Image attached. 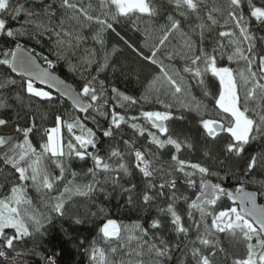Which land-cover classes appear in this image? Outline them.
Masks as SVG:
<instances>
[{"label":"snow or ice","instance_id":"snow-or-ice-1","mask_svg":"<svg viewBox=\"0 0 264 264\" xmlns=\"http://www.w3.org/2000/svg\"><path fill=\"white\" fill-rule=\"evenodd\" d=\"M133 16L164 19L161 36L149 47L150 54L137 50L145 61L159 68V74L139 99L115 86L109 88L100 79L110 66L108 61L115 48L112 53L102 54L86 49L78 66H70L71 71L79 70L84 80L77 92L64 86L48 69H41L33 57L35 50L21 43L26 38L41 44L46 37L49 52L58 60H68L75 55L74 49L86 41L84 27L97 26L92 38L103 47V33L113 29L110 20ZM252 21L258 24L259 31H264V5L257 6L253 0H212L210 8L207 0H95V4L89 0L86 5L83 0H16L15 5L13 0H0V40L14 44L0 47V66L20 75L19 87L30 98L53 101L52 91L37 87L34 80L49 89L56 88L61 96L71 99L75 109L89 114L103 137L116 142L109 145L106 156L101 155L97 131L79 116L69 120L59 113L54 114V126L43 129V142L33 144L31 135L40 132L36 117L15 112L14 104L23 102L21 93L5 95L3 90L16 86L17 81L10 75L0 77V129L12 128L14 133L0 131V174L10 168L15 176V182L0 195V264H26L21 258L26 254L38 257L41 264H58L55 252L19 250L17 245L34 235H46L53 214L65 217L73 197H90L97 190L106 196L126 198V203L137 209L155 206L156 215L146 223L138 219L124 225L106 219L99 228V239L89 242L85 249L89 264H171L177 252L181 253L179 264H229V260L231 264H264V204L257 203L256 194L246 191L243 182L257 170L264 175V35L256 34ZM170 35H179L180 47L168 48ZM161 55L170 62L179 58L184 62L183 69L170 73L159 59ZM225 57L229 63H242L243 67L234 70L222 65ZM44 60L49 68L54 67L51 59ZM94 65L96 74L92 75ZM181 71L187 74L188 81ZM209 73L219 80L214 102L227 118V127L219 119L205 118L207 105L193 95L195 87H200L205 97L211 95L205 84ZM156 84L159 86L154 87ZM138 104H157L164 110L141 108L138 116L127 115V109ZM9 109L15 115L5 118L3 110ZM117 109L124 110V114ZM173 109L195 113L205 139L218 140V129L230 134L219 149L224 155V160L219 161L220 169L213 171L206 164L180 159L175 154L194 145L171 134L166 122L185 119L183 114L175 117ZM26 116L28 122L22 126L20 121ZM101 118L107 122L105 127H100ZM141 118L150 127L138 123ZM125 125L138 137H144L146 143L137 147L134 141L124 140L121 129ZM62 128L69 134L66 142ZM253 144L258 148L249 153ZM169 146L175 153L170 154L171 162L165 163L162 157ZM130 157H134L131 163ZM72 158L93 162L87 169L92 178L87 183H75V171L71 172L73 179H67V161ZM45 159L59 174L49 169ZM229 160L235 162V171L226 170ZM137 176L139 183L133 182ZM229 176L237 181L234 190L223 186ZM209 177L220 182L213 183ZM25 182H30L46 211L35 207ZM7 183L6 179L0 189H5ZM259 183L264 186V180ZM59 184H63L62 189ZM178 184L199 190L194 198L178 196ZM109 187L111 191H106ZM222 197L238 200L239 204L220 208L218 201ZM178 201L186 204L183 211ZM73 222L80 224L82 220L73 217ZM220 234L243 244V254L230 257ZM220 254L223 257L218 260Z\"/></svg>","mask_w":264,"mask_h":264},{"label":"trees","instance_id":"trees-1","mask_svg":"<svg viewBox=\"0 0 264 264\" xmlns=\"http://www.w3.org/2000/svg\"><path fill=\"white\" fill-rule=\"evenodd\" d=\"M15 2L16 0H13V5H15ZM83 2L86 5L89 3V0H83ZM91 2L95 4V0H91ZM157 2L159 3L160 0H157ZM253 2L257 4V6L264 5V0H253ZM207 3L210 8L212 6V0H207ZM244 11L247 16V7H245ZM201 14L203 15V10ZM69 15H71V13H69ZM22 18L23 17H21V19ZM110 22L113 24V29L107 30L103 33V47L92 38L97 31V26L95 24L86 26L82 30V34L86 37V41L82 42L79 48L74 49L75 55L69 57L68 60H58L55 55L49 52V42L46 37L41 44H37L36 41L28 40L26 38L22 39L21 43H23L26 48L34 49L35 51L33 54L42 64L45 63L44 57L51 59L54 63V67L47 68L58 73L68 82L74 84L77 91L80 90L84 80L82 79L80 71H71L70 66H78L80 57L86 55V49H96L102 54L103 51L112 53L113 48H115V53L110 56L108 61L110 66L100 74V79H104L109 88L111 86H115L126 95L139 99V97L142 94H145L146 90L150 87L153 77L159 74V68L158 66L145 61L137 54V50L143 51L144 55L150 54L149 47L155 42H158V39L161 36L160 26L164 24V19L162 17L149 18L147 16H141L137 18L133 16L131 18H119L116 21L110 20ZM252 28L256 31L258 36L264 35V31L258 30L259 26L255 21H252ZM218 30L224 29L218 28ZM180 44L181 40L179 35H170L168 42L169 49L173 46L178 48L180 47ZM0 47H14V44L10 41L6 42L0 40ZM159 59L163 60L165 67L170 73H172L174 69L182 70L184 67V62L179 58L170 62L164 59L161 55ZM100 62L103 63V60H100ZM220 63L222 65L232 67L234 70L237 69V67H243L242 63L239 65L235 62L229 63L226 57ZM94 69L95 65L91 70L92 75L96 74ZM180 74L181 76H184L185 81L189 80L187 74H184L182 71ZM8 75L16 79L17 84L16 86L10 85L7 89L3 90V94L9 95L14 94L15 92H20L23 97V102L21 104H14L15 112H20L21 116H25V113H27L28 116L35 115L37 126L40 128L39 133L31 135L33 144L38 145L43 142L41 139L43 136V129L54 126V114L59 113H63L69 120L79 116L84 120L88 127H92L94 131H97L101 155L106 156L109 145L116 143L100 134L99 130L96 128L95 122L89 118L88 113L82 114L77 112L73 109L70 103H68L65 99H61L58 95L53 93V101L51 103L42 102L40 98H30V95L25 93L19 87L21 82L20 75L16 76L12 74L7 66H0V77ZM85 75H87V73H85ZM205 84L207 90L211 93V95L207 97L203 95V90L200 87H195L193 89V95L196 96V98L203 104L207 105L208 115H206L205 118L219 119L222 123H224V125H227V118L220 114V110L215 106L214 102V98L218 96V78L212 77L209 73L205 79ZM158 86V84L154 85V87ZM241 94H243L242 87ZM141 108H143V110H164L162 106L157 104H138L127 109V115L138 116ZM117 110L124 114V110ZM3 111L5 112V118L15 115V112L12 109ZM173 113L175 117L183 114L185 115V119H173L170 122H166L171 134L174 137H178L181 141L185 139L189 140L194 147L192 149L182 148L180 153H175V149L169 146L164 152L162 160L165 163H170V154L175 153L180 159L206 164L211 167L213 171L220 169L222 165L219 161L224 160V155L219 151V149L227 141L230 134L225 131H221L218 132V140L213 141L212 138L205 139L201 126L198 124L199 118L195 113H183L182 110L177 109H173ZM92 114L94 115V113ZM27 122V116L25 117V120L20 121L22 126ZM138 123L150 127L147 121L143 118H141ZM99 124L100 127H105L107 122L101 118L99 120ZM151 130L156 131L155 129ZM0 131L7 134H14L12 128H3L0 129ZM61 134L66 142L69 138L67 129L62 128ZM77 134H79L78 129ZM121 135L124 140L134 141L137 147L146 143V139L144 137H138V134L126 125L122 126ZM119 139L120 136L117 137V141H119ZM119 146L123 149V144H120ZM257 148L258 146L253 144L252 147L248 149V152L251 153L254 150H257ZM89 151H91V149H89ZM153 151H155V148H153ZM206 151L209 152L208 156L205 155ZM132 161H134V157L129 158V162L131 163ZM45 163L49 166L50 170H54L56 174H59V170L52 169V166L47 159H45ZM226 165L227 171L232 172L236 170L234 161H226ZM92 166L93 162L91 159L80 161L78 158H72L68 160V172L66 173L67 179H73L71 172L75 171L77 176L74 182L77 184L87 183L92 179L91 176L87 174V169ZM12 171L13 170L8 168L4 170L3 174H0V184H5L6 179L8 181L5 189H0V195L5 194L6 189L15 182V176L12 175ZM221 175H223V172ZM97 178L103 180V176H98ZM209 179H211L213 183L220 182L215 177H209ZM260 180H264V175L257 170L250 176L245 177L243 182L245 184V188H250L257 192L258 201L263 204L264 186L259 183ZM133 182L139 183V176H137ZM25 183L29 185L27 195L32 198L35 207L41 212L46 211V209L42 206L38 194L30 186V182ZM223 186L229 190H234L237 186V181L235 178L229 176L224 179ZM58 188L62 189L63 184H59ZM178 189V196L183 194L191 198H194V194L199 190L198 187L190 189L186 186H182V184H178ZM106 191H111V188H107ZM178 204L180 205L181 211L186 208V204L183 201H178ZM218 204L220 205V208L234 206L227 197H222L221 200L218 201ZM220 208H218L217 211L220 210ZM67 209L68 212L63 218L53 214L52 225L48 228L46 235H34L32 239H26L23 243L18 244L17 248L19 250L35 248L36 250L45 252L46 254H52L55 252L58 264H89L88 254L85 252V249L88 247L89 242L94 239H99V228L102 226V222L106 219H115L118 223L124 225L131 224L132 221L138 219L146 223L147 220H150L156 215L155 206H153L150 210L137 209L132 205L127 204L126 198H121L118 195L106 196L105 193L100 192L99 190L92 193L90 197H73L67 204ZM99 209H103V212H99ZM91 213H97V215L93 216ZM73 217H78L82 220V223H74ZM172 239L174 240L175 238L173 237ZM220 240L228 251L230 257L234 253L237 255L243 254V244L238 245L234 241H230L226 234H220ZM80 241L84 242L83 245L80 244ZM181 247H183V243H181ZM222 257L223 254H220L218 260L222 259ZM21 258L26 262V264H41L39 258L34 255L26 254ZM180 258L181 253L177 252L171 264H179ZM229 264H231L230 260Z\"/></svg>","mask_w":264,"mask_h":264},{"label":"water","instance_id":"water-1","mask_svg":"<svg viewBox=\"0 0 264 264\" xmlns=\"http://www.w3.org/2000/svg\"><path fill=\"white\" fill-rule=\"evenodd\" d=\"M33 57H34V59L36 60V64L37 65H39V67L41 68V69H48L47 67H45L41 62H39L38 61V58L33 54ZM50 72H52V74L55 76V77H57L60 81H63L64 82V86H66L67 88H70V89H72V90H74V91H77V89H76V87H75V85L74 84H72L71 82H68L67 80H65L63 77H61L58 73H56V72H53L52 70H50V69H48ZM12 74H14V75H16V76H19V74L18 73H12ZM34 82H35V84L37 85V86H39V87H43V88H45V89H47V90H51L52 91V93H54V94H56V95H58L61 99H65L68 103H70L71 105H72V101H71V99L68 97V96H61L60 95V93L57 91V89L56 88H51V89H49V86L48 85H46V84H41L40 82H39V80H34ZM78 92V91H77ZM72 107H73V105H72ZM73 109H75L74 107H73ZM77 112H79V110L78 109H75ZM79 113H81V112H79ZM82 114H84V113H82ZM148 123V122H147ZM149 125V124H148ZM222 130H219L218 129V132H221ZM245 190L246 191H250V192H253V193H255L256 194V200H257V203L258 204H262L260 201H258V194H257V192L255 191V190H252V189H250V188H245ZM233 205H238L239 204V201L238 200H236V201H233V200H230V199H228Z\"/></svg>","mask_w":264,"mask_h":264},{"label":"rangeland","instance_id":"rangeland-1","mask_svg":"<svg viewBox=\"0 0 264 264\" xmlns=\"http://www.w3.org/2000/svg\"><path fill=\"white\" fill-rule=\"evenodd\" d=\"M37 86V85H36ZM37 87H39V86H37ZM40 88H43V87H40ZM45 89V88H44ZM47 90V89H46ZM222 123V122H221ZM222 124H224V123H222ZM225 127H227V125H224ZM76 132H77V130H76ZM264 204V203H263Z\"/></svg>","mask_w":264,"mask_h":264},{"label":"built area","instance_id":"built-area-1","mask_svg":"<svg viewBox=\"0 0 264 264\" xmlns=\"http://www.w3.org/2000/svg\"><path fill=\"white\" fill-rule=\"evenodd\" d=\"M44 66L48 67L47 63H44Z\"/></svg>","mask_w":264,"mask_h":264}]
</instances>
